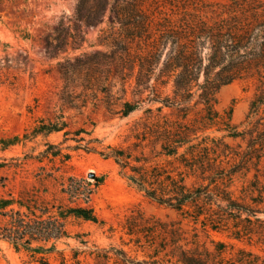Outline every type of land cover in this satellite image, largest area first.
I'll use <instances>...</instances> for the list:
<instances>
[{"label": "trees", "instance_id": "obj_1", "mask_svg": "<svg viewBox=\"0 0 264 264\" xmlns=\"http://www.w3.org/2000/svg\"><path fill=\"white\" fill-rule=\"evenodd\" d=\"M132 2L133 7L110 9L118 29L98 35L97 47L104 48V53L90 57L81 53L57 63L63 83L60 100L69 105L79 102L80 107L88 99L94 104L97 94L104 93V83L113 77L122 94L132 82L131 95L138 98L133 104L122 103L121 118L144 102L159 105L157 113L162 108L181 113L179 120L148 117L135 123V142L127 148L85 140L80 135L90 134L83 130L70 139L78 144L72 150L112 161L130 187L172 211L178 220L163 221L132 212L121 225L128 238L124 246L139 251L141 259L120 247L93 246L87 253L71 249L69 261L81 264L78 258L84 254L91 264H257L258 257L244 249L233 250L213 241L210 246L201 243L196 231L198 226L204 234L226 232L237 242L264 247V7H182L166 13L147 11L138 6L139 0ZM91 20L86 19L87 24ZM236 81L250 82L254 89L241 131L231 122V107L222 113L215 109L220 89ZM165 88L169 95L160 92ZM145 112L151 115L153 111ZM189 114L193 115L191 122L186 121ZM65 127L61 117L38 119L22 134L0 138V153ZM211 129L224 135H204ZM67 135L64 133L65 140ZM224 138L240 143L229 146ZM69 160V154L46 143V149L36 156L11 159L9 165L0 163V168L13 169L26 161L50 165L49 172L40 168L42 179L55 186L49 199L33 193L0 197V242L25 254L33 264H49L52 257L66 264L59 245L68 246L69 239L87 245L84 234L71 235L72 223L104 225L93 207L104 177L89 175L87 181L65 176L60 170ZM183 221L191 227V236Z\"/></svg>", "mask_w": 264, "mask_h": 264}, {"label": "rangeland", "instance_id": "obj_2", "mask_svg": "<svg viewBox=\"0 0 264 264\" xmlns=\"http://www.w3.org/2000/svg\"><path fill=\"white\" fill-rule=\"evenodd\" d=\"M132 0H0V138L22 134L24 129L31 127L38 119L52 121L61 117L66 125L59 133L48 137H37L25 145H18L0 153V163H13L11 159L21 160L24 155L36 156L46 149V143L70 155L66 167L60 170L65 176H75L89 180V175L103 176L104 182L97 189L93 198L96 216L104 225L74 222L69 227L71 235L84 234L87 245L82 247L73 239L59 245L69 261L71 249L87 253L93 246L107 249L109 246L120 247L130 255L142 258V254L128 243L123 235L121 225L124 217L132 212H142L145 216L163 221L178 220L170 210L164 209L144 198L130 187L119 175L118 168L110 160H103L95 154H87L82 150H72L78 144L72 134L83 130L90 134L80 137L88 140L98 139L104 146L131 147L134 143L132 130L134 124L148 117H166L179 120L181 113L175 109L162 108L155 112L159 105L140 103L138 109L126 118L118 112L123 102H138L131 95L133 83L125 86L126 93H121L117 79L109 77L104 83V93L97 94V102L88 99L84 107L79 102L73 105L60 100L62 80L58 74L57 63L66 58H74L81 53L90 57L96 53H104L105 49L97 47V38L101 31L113 32L118 29L114 16L110 13L113 7H133ZM139 7L147 11L159 9L168 13L169 10H181L182 7H264V0H139ZM92 19L87 24L86 19ZM73 43V45H72ZM77 50H73L76 49ZM100 70L104 67L100 66ZM101 79L103 74L99 76ZM79 93L80 90L75 91ZM94 92V88L92 93ZM163 95H169V88L160 89ZM254 89L250 82L236 81L220 89L216 96L215 109L222 113L232 108L231 122L239 131L245 127L244 120L248 112L249 102ZM88 91L87 94H90ZM146 94H144L143 98ZM107 96V99H104ZM104 101H107L108 106ZM201 107H197L200 110ZM151 109L148 115L145 111ZM193 114V113H192ZM189 114L186 121L191 122ZM197 126H199L197 124ZM64 133H67L65 140ZM198 135H201L200 133ZM204 135L210 138H221L224 134L214 129L207 130ZM229 146L240 143L239 140L224 138ZM84 146V143H79ZM71 149V150H70ZM148 154V151H145ZM21 168H0V197L8 194L25 196L35 194L41 198H50L55 186L50 180L42 179L45 168L49 172L50 165L46 162H23ZM46 191L47 194H43ZM185 230L192 235L191 227L182 222ZM111 229V230H109ZM197 236L201 243L210 246L209 242H220L233 247V250L244 249L258 257L257 264H264V247L247 244L245 240L237 242L228 237L226 232H201L197 226ZM81 264L92 261L84 254L79 256ZM0 264H33L23 253H15L6 243L0 242ZM49 264H59L57 257H52Z\"/></svg>", "mask_w": 264, "mask_h": 264}]
</instances>
